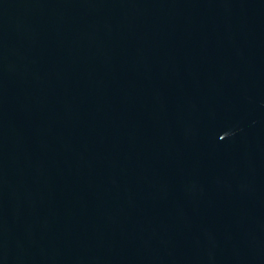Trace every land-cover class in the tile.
<instances>
[{
	"label": "water",
	"instance_id": "1",
	"mask_svg": "<svg viewBox=\"0 0 264 264\" xmlns=\"http://www.w3.org/2000/svg\"><path fill=\"white\" fill-rule=\"evenodd\" d=\"M0 264H264V0H0Z\"/></svg>",
	"mask_w": 264,
	"mask_h": 264
}]
</instances>
